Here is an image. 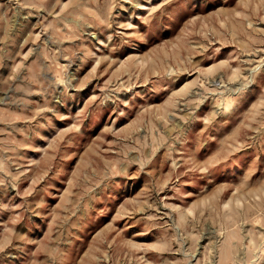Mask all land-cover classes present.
<instances>
[{
  "label": "rangeland",
  "instance_id": "374dc122",
  "mask_svg": "<svg viewBox=\"0 0 264 264\" xmlns=\"http://www.w3.org/2000/svg\"><path fill=\"white\" fill-rule=\"evenodd\" d=\"M0 264H264V0H0Z\"/></svg>",
  "mask_w": 264,
  "mask_h": 264
}]
</instances>
